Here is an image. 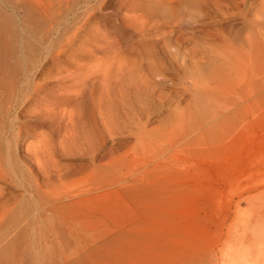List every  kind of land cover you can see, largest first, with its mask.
Instances as JSON below:
<instances>
[{"label": "rangeland", "instance_id": "374dc122", "mask_svg": "<svg viewBox=\"0 0 264 264\" xmlns=\"http://www.w3.org/2000/svg\"><path fill=\"white\" fill-rule=\"evenodd\" d=\"M0 27V264H264V0H0Z\"/></svg>", "mask_w": 264, "mask_h": 264}, {"label": "bare ground", "instance_id": "6f19581e", "mask_svg": "<svg viewBox=\"0 0 264 264\" xmlns=\"http://www.w3.org/2000/svg\"><path fill=\"white\" fill-rule=\"evenodd\" d=\"M212 1V0H211ZM233 1V0H232ZM215 5V4H214ZM2 23V22H1ZM3 25V24H2ZM1 28V27H0ZM1 37V36H0ZM1 38H3V37H1ZM3 41V40H2ZM1 46V45H0ZM3 46H5V45H3ZM6 47V46H5ZM4 47V48H5ZM206 47V46H205ZM1 48V47H0ZM3 48V47H2ZM206 50V49H205ZM203 52V51H202ZM205 52V51H204ZM206 53V52H205ZM0 58H1V60L3 59L2 58V56H1V54H0ZM3 61V60H2ZM0 67H1V69H0V78H1V75H2V77H3V75H4V73L3 72H5V70H6V68H7V66L4 64V63H2V62H0ZM3 73V74H2ZM99 109V108H98ZM98 113H99V116L102 118L101 120H105L106 122H107V120H108V117H107V115L108 114H106V115H103V113H101V111L100 110H98ZM102 122H104V121H102ZM106 122H104V124L106 123Z\"/></svg>", "mask_w": 264, "mask_h": 264}]
</instances>
